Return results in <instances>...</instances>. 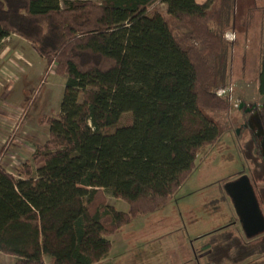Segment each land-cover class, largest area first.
I'll return each instance as SVG.
<instances>
[{
  "label": "trees",
  "instance_id": "16d2710c",
  "mask_svg": "<svg viewBox=\"0 0 264 264\" xmlns=\"http://www.w3.org/2000/svg\"><path fill=\"white\" fill-rule=\"evenodd\" d=\"M158 1L0 0V48L12 34L24 38L80 94L41 116L49 136L34 143L18 178L0 168V253L12 264L108 259L109 237L133 221L108 193L128 203L170 201L203 148L230 127L218 94L228 84L235 0L210 8L160 0L185 33L152 15ZM258 82L264 95V56ZM236 226L206 234L208 264H264V233L247 238Z\"/></svg>",
  "mask_w": 264,
  "mask_h": 264
},
{
  "label": "rangeland",
  "instance_id": "374dc122",
  "mask_svg": "<svg viewBox=\"0 0 264 264\" xmlns=\"http://www.w3.org/2000/svg\"><path fill=\"white\" fill-rule=\"evenodd\" d=\"M205 2L208 8L213 4L212 0ZM60 5L65 8L64 1ZM152 15L162 17L176 33L188 31L186 25L168 14L165 3L160 0L154 5ZM233 20L227 35L228 84L218 94L228 103L225 117L230 127L223 131L216 144L203 148L197 157L195 171L170 201L152 202L141 198L128 203L108 193V203L120 211L130 212L133 221L123 231L109 237L112 241L110 256L97 264H208L206 234L232 221L237 223L238 216L225 185L242 175L250 179L264 215V153L260 144L264 139V95L258 93L264 56V0H235ZM17 37L21 40L18 54L15 50L6 51L4 56L19 57L25 73H20L19 83L12 87L27 86L30 78L32 84L27 91L23 87L26 98L21 99L18 92L5 94L8 98L2 99L4 104L20 111L9 138L21 128L20 149L27 153L31 148L33 151L35 142H44L49 136L48 125L39 123L41 116L60 113L67 99H63L61 92L64 78L48 66L28 41ZM13 38H4L2 42L12 43ZM74 92L80 96L79 92ZM23 100L24 105H19ZM221 100L218 97L213 102L218 105ZM25 125L28 131L24 130ZM34 183L40 181L34 180ZM236 228L242 230L239 223ZM43 252L48 260L46 243ZM12 262V256L0 253V263Z\"/></svg>",
  "mask_w": 264,
  "mask_h": 264
},
{
  "label": "crops",
  "instance_id": "0c3cea01",
  "mask_svg": "<svg viewBox=\"0 0 264 264\" xmlns=\"http://www.w3.org/2000/svg\"><path fill=\"white\" fill-rule=\"evenodd\" d=\"M198 4L208 6L207 2L205 0H196ZM213 3V1H212ZM208 8V7H207ZM210 8V7H209ZM14 36L12 39V43L3 44L0 48V157L2 156L1 162H0V168L9 176L12 178H18V170L19 167L30 157V153L32 152L29 150V152L24 153L20 147L22 146V139L20 138V129L19 132H16L12 138H9V132L12 131V128L15 127L17 124V118L20 115V111L14 108V106H8L7 104L3 103L2 98H8L5 94H18L22 98H26L23 96L24 89L27 91L31 88V78L29 79V84L25 86L24 84L21 86H15L12 87L13 84L19 83L20 80V73L24 74L25 70L20 65V58L16 57L17 59H14L12 56H4L6 51L12 52L16 51L19 48V45L21 44V40L15 35H11L9 37ZM16 54V53H15ZM18 54V52H17ZM49 66V65H48ZM50 67V66H49ZM40 76V75H39ZM24 87V89H23ZM20 88V90L18 89ZM18 89V90H16ZM8 90L10 92H8ZM75 90L71 87L67 86L65 83V80L63 81V84L61 86V92L63 99H67L70 94H75ZM19 105H24V100L22 103H18ZM65 106V105H64ZM65 110V109H64ZM64 110H61L60 112H63ZM16 123V124H15ZM47 130H49V127L46 126ZM24 130L28 131L26 129V125L24 126ZM23 131V130H22ZM8 140V142H7ZM7 142L3 148V145ZM34 148V147H33ZM3 149H6L3 151ZM35 181H40L39 184L34 183ZM32 181V183L38 185V186H45L48 184V180H45L41 177H36Z\"/></svg>",
  "mask_w": 264,
  "mask_h": 264
},
{
  "label": "water",
  "instance_id": "95a60500",
  "mask_svg": "<svg viewBox=\"0 0 264 264\" xmlns=\"http://www.w3.org/2000/svg\"><path fill=\"white\" fill-rule=\"evenodd\" d=\"M232 199L239 223L247 238L264 233V215L250 182L246 175L225 185Z\"/></svg>",
  "mask_w": 264,
  "mask_h": 264
},
{
  "label": "flooded vegetation",
  "instance_id": "af4514ba",
  "mask_svg": "<svg viewBox=\"0 0 264 264\" xmlns=\"http://www.w3.org/2000/svg\"><path fill=\"white\" fill-rule=\"evenodd\" d=\"M263 123H264V118H263V121H262ZM264 139H262L261 141H260V144H261V150H262V152L264 153ZM263 144V145H262ZM237 223H239V220L238 221H236ZM240 224V223H239Z\"/></svg>",
  "mask_w": 264,
  "mask_h": 264
},
{
  "label": "built area",
  "instance_id": "2783aa9c",
  "mask_svg": "<svg viewBox=\"0 0 264 264\" xmlns=\"http://www.w3.org/2000/svg\"><path fill=\"white\" fill-rule=\"evenodd\" d=\"M231 103L233 104V106H236L237 105L236 103H234V100L233 99H231ZM1 159H2V156L0 157V162H1Z\"/></svg>",
  "mask_w": 264,
  "mask_h": 264
}]
</instances>
